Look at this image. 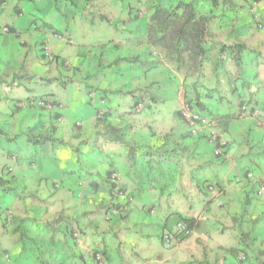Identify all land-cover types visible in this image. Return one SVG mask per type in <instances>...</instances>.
Instances as JSON below:
<instances>
[{
    "label": "clouds",
    "instance_id": "1",
    "mask_svg": "<svg viewBox=\"0 0 264 264\" xmlns=\"http://www.w3.org/2000/svg\"><path fill=\"white\" fill-rule=\"evenodd\" d=\"M0 182V264H264V0H6Z\"/></svg>",
    "mask_w": 264,
    "mask_h": 264
},
{
    "label": "crops",
    "instance_id": "2",
    "mask_svg": "<svg viewBox=\"0 0 264 264\" xmlns=\"http://www.w3.org/2000/svg\"><path fill=\"white\" fill-rule=\"evenodd\" d=\"M5 2H6V0H0V5H2V4L5 3ZM16 15H17V16L21 15V12H20L19 9L16 10ZM11 31H12V29H11ZM5 167H6V165H5ZM0 183H2V182H0ZM92 187H93V188H96L97 185L93 184ZM5 194H7V190L5 191ZM42 264H56V260H55L54 257L49 256L46 260H44V261L42 262Z\"/></svg>",
    "mask_w": 264,
    "mask_h": 264
},
{
    "label": "trees",
    "instance_id": "3",
    "mask_svg": "<svg viewBox=\"0 0 264 264\" xmlns=\"http://www.w3.org/2000/svg\"><path fill=\"white\" fill-rule=\"evenodd\" d=\"M214 2H215V0H214ZM162 12V6H161V8L158 10V13H157V16H156V19L157 20H159L160 19V13ZM9 31H11V28H9L8 29ZM39 143V142H38ZM9 174H10V172H9ZM113 187H115V185H113Z\"/></svg>",
    "mask_w": 264,
    "mask_h": 264
}]
</instances>
